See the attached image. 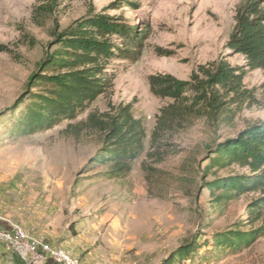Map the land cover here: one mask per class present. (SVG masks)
I'll use <instances>...</instances> for the list:
<instances>
[{"label": "rangeland", "instance_id": "1", "mask_svg": "<svg viewBox=\"0 0 264 264\" xmlns=\"http://www.w3.org/2000/svg\"><path fill=\"white\" fill-rule=\"evenodd\" d=\"M118 1L135 2L137 9L122 7L108 13L139 24L147 29L148 38L137 59L112 63L114 79L108 91L76 120L46 132L12 136L19 112L0 119V232L13 235V225L22 227L65 249L80 264H163L193 237L210 240L213 233L246 223L247 207L258 197L251 191L212 208V197L204 188L215 175L244 172L233 166L205 176L208 147L264 120V72L249 71L244 56L227 48L237 10L246 0H59L55 15L43 26L32 20L37 0H0V45L13 52L0 53V115L23 93L51 41L55 22L65 29L88 9L99 12ZM219 59L246 72L245 94L226 106L233 120H225L227 113L213 122L198 119L167 137L165 160L148 161L155 172H146L142 164L156 117L172 103L151 93L148 77L171 74L188 81L199 67L209 68ZM126 105H132L133 116L143 121L146 151L123 180L96 178V173L107 170L102 165L79 176L100 148V135L83 131L76 137L78 123L92 112ZM211 252L212 247H201L200 255L209 257ZM28 259L0 238V264H36ZM203 264H264V238Z\"/></svg>", "mask_w": 264, "mask_h": 264}, {"label": "trees", "instance_id": "2", "mask_svg": "<svg viewBox=\"0 0 264 264\" xmlns=\"http://www.w3.org/2000/svg\"><path fill=\"white\" fill-rule=\"evenodd\" d=\"M58 2L37 0L32 16L34 23L43 26L55 15ZM125 2L118 1L99 12L90 8L65 29L54 23L51 41L23 93L0 115L2 119L19 112L10 131L12 136L34 135L64 121L76 120L112 86V63L140 56L148 38L147 29L124 16L108 13L122 7L137 9L135 2ZM263 4L260 0H246L238 8L236 25L227 42L230 51L244 56L249 71L264 72ZM0 53L13 55L5 45H0ZM245 75V70L225 59H219L209 68L199 67L188 81L171 74L150 75L151 93L172 103L161 108L156 117L143 169L155 172L147 165L148 161L163 162L162 150L170 147L166 138L192 126L194 121L206 118L213 122L226 113L225 120L232 121L234 114L229 115L231 111L226 106L236 103L245 94L242 89ZM78 127L74 131L76 137L83 131L100 135V148L79 176L94 172L102 165L107 170L96 173V178L123 180L131 173L133 162L146 151L143 121L133 116L132 105L118 106L102 114L92 112ZM205 162V176L233 166L244 170L243 173L215 175L213 180L204 182V188L212 197V208L224 206L251 191L258 193V197L247 207L246 223L237 222L229 230L213 233L210 240H201L202 235L193 237L171 252L163 264H203L211 258L218 259L225 252L249 248L264 238V120L247 125L236 136L216 141L208 147ZM256 224L259 226L255 227ZM246 227L249 229L245 230ZM201 247H212L213 252L209 257H202Z\"/></svg>", "mask_w": 264, "mask_h": 264}, {"label": "built area", "instance_id": "3", "mask_svg": "<svg viewBox=\"0 0 264 264\" xmlns=\"http://www.w3.org/2000/svg\"><path fill=\"white\" fill-rule=\"evenodd\" d=\"M0 238L15 248L24 260L29 257L36 264H80V262L65 249L54 246L43 238L30 235L22 227L13 225V235L10 232H0Z\"/></svg>", "mask_w": 264, "mask_h": 264}, {"label": "crops", "instance_id": "4", "mask_svg": "<svg viewBox=\"0 0 264 264\" xmlns=\"http://www.w3.org/2000/svg\"><path fill=\"white\" fill-rule=\"evenodd\" d=\"M46 264H55L53 261H48Z\"/></svg>", "mask_w": 264, "mask_h": 264}]
</instances>
